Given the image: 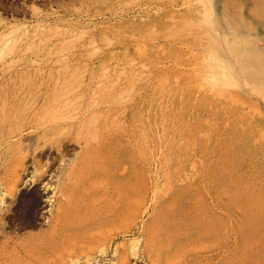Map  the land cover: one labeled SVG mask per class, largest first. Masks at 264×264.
<instances>
[{
    "label": "rangeland",
    "instance_id": "rangeland-1",
    "mask_svg": "<svg viewBox=\"0 0 264 264\" xmlns=\"http://www.w3.org/2000/svg\"><path fill=\"white\" fill-rule=\"evenodd\" d=\"M263 63L264 0H0V264H264Z\"/></svg>",
    "mask_w": 264,
    "mask_h": 264
},
{
    "label": "bare ground",
    "instance_id": "bare-ground-1",
    "mask_svg": "<svg viewBox=\"0 0 264 264\" xmlns=\"http://www.w3.org/2000/svg\"><path fill=\"white\" fill-rule=\"evenodd\" d=\"M211 15V19L213 18L214 19V22L212 23V24H214V25H219V22H218V19H216V13L215 14H213L212 15V13H210ZM190 15V14H189ZM216 16V17H215ZM191 17V16H190ZM193 17H191V19H192ZM187 19V18H186ZM191 22V21H190ZM152 29V28H151ZM242 30V29H241ZM145 31V30H144ZM152 31V30H151ZM241 34H242V31H241ZM203 35V34H202ZM247 36V35H246ZM217 40H216V44L214 45V53H215V56H216V58H214L213 59V65L212 66H214V67H217V70H218V72L221 74V76L219 75V74H216L218 77L220 76L221 77V79H223L222 81H230L231 79H230V75H229V72H226V71H223V69L221 68V64L219 63V62H221V60H223V57H222V54H220V53H222V49L225 47L224 46V44H223V41H222V36H221V34H218L217 35ZM243 39H246V38H243ZM246 40H250V39H246ZM251 41V40H250ZM245 42V41H244ZM191 45V44H190ZM248 45H250V44H248ZM245 46H247V45H245ZM249 51H246V53H241L240 54V56H248V62L249 61H252V62H259V61H261V57L260 56H257V55H255V54H252L253 53V51H252V49H248ZM225 51V50H224ZM251 52V53H250ZM252 54V56H250ZM235 57V56H234ZM238 57H239V55H238ZM237 57V58H238ZM233 60V59H232ZM204 62V61H203ZM207 62V61H206ZM208 62H210V61H208ZM230 63V62H229ZM207 64V63H206ZM264 64V63H263ZM219 66H220V68H221V70H219ZM211 73V72H210ZM216 73H217V71H216ZM241 75V76H240ZM11 75H9L8 76V73L7 72H0V95H3L4 97H2V98H4L5 99V97L8 95V94H14V93H16V92H18V94H20V93H24V90H23V86L20 88V87H16V90H11V89H9V85H11L12 83H9V82H2V80H4V79H8V80H10V77ZM244 75H243V73H242V71H240L239 70V74H238V76L236 77V79L238 80L240 77H243ZM216 77V76H215ZM219 77V78H220ZM210 78H212V77H210ZM213 78H214V76H213ZM212 78V79H213ZM218 78V79H219ZM217 79V78H216ZM235 78H234V80H236ZM248 82L250 81V80H248L247 78H245ZM214 80H215V78H214ZM216 81H218L219 82V80H216ZM215 81V82H216ZM221 81V80H220ZM2 82V83H1ZM204 82V81H203ZM215 82H213L212 81V83H214L215 84ZM56 83V82H55ZM219 84H220V82H219ZM204 85H205V83H204ZM210 87H211V85L210 84H208ZM222 86H227V85H225V84H221ZM222 86H220V91L219 92H221L222 90L221 89H223V91H224V87H222ZM248 86V85H247ZM214 87V86H213ZM218 88V87H217ZM211 90H212V87H211V89L209 90V92H211ZM226 92V91H225ZM219 96H220V94H219ZM36 99V98H35ZM55 101V100H54ZM55 104H57V103H55ZM65 105V104H64ZM64 105H63V107H64ZM30 108V107H29ZM61 109V108H60ZM85 113V112H84ZM83 113V114H84ZM114 118V117H113ZM72 119H74V118H72ZM63 126V123H59V121L57 122V123H54V124H51V129L53 130V131H58V129L60 128V126ZM106 128V127H105ZM32 130V129H31ZM1 131V130H0ZM95 140V139H94ZM107 154V153H106ZM14 170H15V168H14ZM5 172H7V171H5ZM9 172V171H8ZM7 172V173H8ZM16 172V171H15ZM13 170H12V172L10 171V174L12 173V174H14L15 173ZM9 174V173H8ZM11 174V175H12ZM16 174V173H15ZM18 176H16V178H17ZM9 178V177H8ZM13 179V178H12ZM17 180V179H16ZM10 181H11V179H10ZM14 181H15V178H14ZM12 182H13V180H12ZM11 182V183H12ZM46 185L45 186H47L48 184L47 183H45ZM11 186V185H10ZM50 186V185H49ZM8 187H9V185H8ZM7 187V189H8V192H9V190H10V188L11 189H13L12 187H10V188H8ZM13 191V190H12ZM61 192H63V190L61 189L60 190ZM10 193V192H9ZM8 193V194H9ZM11 194V193H10ZM35 202V201H34ZM32 203V202H31ZM30 206V205H29ZM57 209L59 210H56L57 211V213L55 214V216L53 217V218H51L50 220H49V222H48V224H49V226H48V230H47V232L48 233H50V235H54L55 234V232L57 231V230H60V227H61V221H62V219H63V217H64V210H63V208H62V205H60V202H59V206H57ZM44 234H46V233H44ZM42 235V234H41ZM36 237L38 238V236H26V237H23V241H27L28 242V240H36ZM31 241V242H32Z\"/></svg>",
    "mask_w": 264,
    "mask_h": 264
}]
</instances>
